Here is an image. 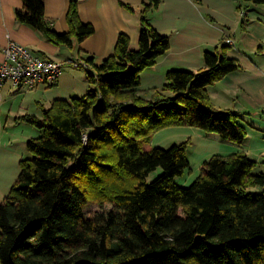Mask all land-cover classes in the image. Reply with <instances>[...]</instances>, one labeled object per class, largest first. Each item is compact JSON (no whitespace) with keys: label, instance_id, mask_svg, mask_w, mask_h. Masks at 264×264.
I'll return each instance as SVG.
<instances>
[{"label":"trees","instance_id":"16d2710c","mask_svg":"<svg viewBox=\"0 0 264 264\" xmlns=\"http://www.w3.org/2000/svg\"><path fill=\"white\" fill-rule=\"evenodd\" d=\"M162 3L143 1L138 48L121 34L114 55L87 69L86 95L23 118L40 136L28 141L31 157L0 201L1 264H264V162L216 155L184 187L177 178L191 168V143L151 144L160 131L184 126L240 145L247 139L238 115L215 108L209 96L241 68L225 43L205 53L206 69L171 70L150 99L141 94L142 73L170 50V38L149 18ZM45 11L46 0H23L16 20L70 48L95 32L80 20L77 1L66 33L54 30ZM90 203L114 209L86 218Z\"/></svg>","mask_w":264,"mask_h":264},{"label":"crops","instance_id":"0c3cea01","mask_svg":"<svg viewBox=\"0 0 264 264\" xmlns=\"http://www.w3.org/2000/svg\"><path fill=\"white\" fill-rule=\"evenodd\" d=\"M72 1L78 2L80 20L94 26L95 32L70 48L54 45L34 27L18 23L16 12L23 8V0H0V63L4 61V50L11 41L57 61L68 62L73 58L87 61L93 58V65L89 64L92 72L114 55L121 34L129 36L132 48H138L144 0H46V18L52 22L57 33L70 30L67 14ZM121 3L132 6L134 10L124 8ZM149 18L154 28L170 38V50L154 67L146 69L141 75L140 91L147 99L153 95L149 90L161 89L166 84L169 71L199 72L206 69L205 53L219 50L227 38L234 41L228 55L237 60L241 68L211 86L209 96L215 108L238 115L239 123L247 131L246 141L240 145L223 141L217 134H206L195 127L188 128L197 138L212 140L225 147L224 151L208 152L212 154L211 157L246 153L262 164L264 6L240 3L238 0H163ZM87 74V70L68 64L53 86L42 84L34 90H27L7 84L0 89V201L9 195L18 178L21 160L31 157L28 141L40 136V132L22 118H42L43 108H50L54 101L86 95L90 89ZM3 108H6V114L2 113ZM9 123L13 130H10L11 138L8 139L4 131H9ZM20 126L27 130V135L17 131ZM162 131L154 136L152 146L166 148L160 143L161 140H157ZM17 136L18 139L21 136L22 144L14 148L10 139ZM262 168L259 166L257 169ZM198 177L188 180L193 183Z\"/></svg>","mask_w":264,"mask_h":264},{"label":"built area","instance_id":"2783aa9c","mask_svg":"<svg viewBox=\"0 0 264 264\" xmlns=\"http://www.w3.org/2000/svg\"><path fill=\"white\" fill-rule=\"evenodd\" d=\"M225 43L234 46L231 38H227ZM4 55V61L0 63V89L7 84L27 90H34L42 84L53 86L68 64L75 68L89 69V63L82 58H73L68 62L57 61L13 41L4 50Z\"/></svg>","mask_w":264,"mask_h":264},{"label":"rangeland","instance_id":"374dc122","mask_svg":"<svg viewBox=\"0 0 264 264\" xmlns=\"http://www.w3.org/2000/svg\"><path fill=\"white\" fill-rule=\"evenodd\" d=\"M229 46L231 47V45ZM81 70H84V69H81ZM2 113H5V114L7 113L6 108L2 109ZM8 129L9 131L7 132L4 131V135L6 138L9 139L11 138L9 134L12 133L10 130H13L11 123L8 124ZM17 131L20 134L24 132L25 135H27L28 133L27 130L23 129L21 126L17 127ZM160 134H159L160 136L158 135L157 140H161L160 143H162L163 146L166 147L165 149L170 148L172 145H174V143H184L187 141L191 143V145L189 146V150H188V157L192 163L191 168L190 170L186 172V174L183 177L177 178V181L183 186H188L192 183L190 182V180H188L189 178L195 179L196 177H198V175L201 174V169L205 163L204 161L206 159L208 160L212 158L211 157L212 154L209 155L208 152L224 151L225 149L224 146L219 145V143L214 142L212 140H204V139L197 138L196 136H194V133L190 132V129L185 126L184 127H169V128L164 129ZM21 140H22L21 136H19V139H18V136L16 138L10 139V142H12V147L19 148L20 144H22ZM202 146H205L206 148L203 149ZM161 173H162V169L159 168L158 170H156L149 176L148 182H151L154 179H156ZM111 209L112 210L114 209L112 205H106V207L102 208L95 203H90L84 209V216L86 218H91V217H94V215L97 212L109 211Z\"/></svg>","mask_w":264,"mask_h":264}]
</instances>
